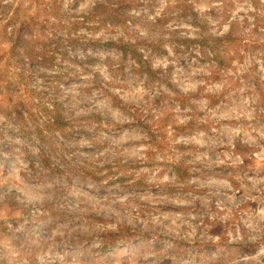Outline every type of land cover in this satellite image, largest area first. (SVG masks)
<instances>
[{
	"label": "rangeland",
	"instance_id": "rangeland-1",
	"mask_svg": "<svg viewBox=\"0 0 264 264\" xmlns=\"http://www.w3.org/2000/svg\"><path fill=\"white\" fill-rule=\"evenodd\" d=\"M0 264H264V0H0Z\"/></svg>",
	"mask_w": 264,
	"mask_h": 264
},
{
	"label": "trees",
	"instance_id": "trees-1",
	"mask_svg": "<svg viewBox=\"0 0 264 264\" xmlns=\"http://www.w3.org/2000/svg\"><path fill=\"white\" fill-rule=\"evenodd\" d=\"M136 57H137L138 63H142L143 62L140 52H136Z\"/></svg>",
	"mask_w": 264,
	"mask_h": 264
}]
</instances>
